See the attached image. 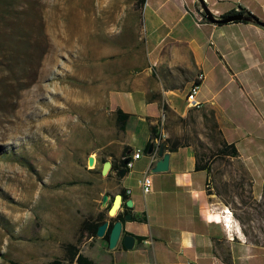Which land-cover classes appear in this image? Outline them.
Segmentation results:
<instances>
[{
    "label": "rangeland",
    "instance_id": "rangeland-1",
    "mask_svg": "<svg viewBox=\"0 0 264 264\" xmlns=\"http://www.w3.org/2000/svg\"><path fill=\"white\" fill-rule=\"evenodd\" d=\"M137 1L0 4V11L19 16L22 26L25 17L34 16L29 20L38 27L33 38L45 48L35 83L17 101L0 92V264L63 259L64 246L76 242L82 220L101 212L104 186L110 181V175L102 179L101 168L109 157L117 160L124 133L116 125L113 98L120 86L132 85L137 68L133 61L147 51ZM147 5L152 6V0ZM122 61L125 73L118 75ZM215 93L227 116L229 92ZM197 117L189 122L174 119L173 131L208 161V190L229 208L232 224L247 240L264 247V172L250 177L235 158L216 157L223 137L210 118L198 123ZM250 122L251 130L238 134L262 136L263 121L254 117ZM166 128L165 116L163 132ZM262 139L256 140L260 158ZM91 157L94 168L88 165Z\"/></svg>",
    "mask_w": 264,
    "mask_h": 264
},
{
    "label": "crops",
    "instance_id": "crops-1",
    "mask_svg": "<svg viewBox=\"0 0 264 264\" xmlns=\"http://www.w3.org/2000/svg\"><path fill=\"white\" fill-rule=\"evenodd\" d=\"M203 2L213 18L241 14L249 19L212 24L198 0H152V6L145 0L140 8L147 51L133 61L137 68L132 71V85L120 86L113 98L116 108L130 117L119 156L113 161L109 157L108 162L119 168V159L127 154L124 148L130 153L139 149L143 155L122 175L110 170L101 175L102 179L110 175L104 186L107 199L101 206L107 225L101 235L98 230L95 235L86 233L78 252L93 264H264V247L247 240L230 218L225 220L229 208L209 192L210 172L195 169V149L181 142L171 124L174 119L189 122L194 115L198 123L210 118L223 140L235 146V159L250 177L264 172V167L258 166L259 161L264 163V156L260 158L256 142L264 138V130L262 136L252 139L238 134L248 129L254 117L264 123V27L257 23L264 24V0ZM201 18L204 21L198 23ZM124 66L122 61L118 75L125 73ZM198 73L204 75L197 94L201 107L189 109L186 94ZM221 90L228 91L232 100L227 116L216 102L215 92ZM161 112L167 124L163 140L183 146L174 152L164 149L166 170L150 173L152 188L144 196L139 181L149 163L148 148L157 142L151 128L156 127ZM251 182L253 185L252 178ZM120 192L132 206L125 203V208L121 199L110 214ZM118 213L125 217L120 221L119 239L111 248L103 236L109 219ZM126 237L132 238L129 248L124 243Z\"/></svg>",
    "mask_w": 264,
    "mask_h": 264
},
{
    "label": "trees",
    "instance_id": "trees-1",
    "mask_svg": "<svg viewBox=\"0 0 264 264\" xmlns=\"http://www.w3.org/2000/svg\"><path fill=\"white\" fill-rule=\"evenodd\" d=\"M10 0H0V4L6 6ZM138 5L141 8L145 0H138ZM248 16L252 17L249 13H246ZM227 16H223L225 18ZM19 16L5 12L4 10L0 11V92L4 94H9L13 97L14 101H17L20 97V93L28 88H30L36 81L38 75V68L40 67L41 60L44 55L45 48H42L41 42L33 38V31L35 26L33 22L34 16H27L22 26L19 22ZM41 18L39 17V21ZM7 26L5 30L2 29V26ZM39 28L42 30V22H39ZM41 47V48H40ZM5 99V97H3ZM116 115V125L121 132L125 131V127L130 117L129 114L124 113L122 110L117 108L115 110ZM152 139L157 137V128H151ZM165 144L164 149L174 152L179 147L183 146V143L178 141L168 142L167 140H162ZM129 150L127 148L123 149V153L126 154ZM216 157H228L236 158L238 152L233 144H228L224 140L221 141L219 148L216 150ZM128 157L122 155L119 159V168L111 163V172L118 173L121 169H125L123 165L124 160ZM196 166L195 169L199 170H208L209 165L208 161H203L202 158L196 154ZM70 184H73L71 182ZM122 203L124 206L127 198L125 195L120 192ZM127 208V206L125 207ZM128 209V208H127ZM108 211V206L105 208L104 212ZM125 217V213L117 214L114 218L109 219L108 227L103 236V239H109L110 232L113 225L122 221ZM106 216L103 212L98 213L95 217H86L82 220L79 227V236L76 239L75 243H66L64 246L65 256L63 259H54L49 264H93L90 260L84 257L82 254H79L80 243L82 237L87 234H96V231L99 226L102 225Z\"/></svg>",
    "mask_w": 264,
    "mask_h": 264
},
{
    "label": "built area",
    "instance_id": "built-area-1",
    "mask_svg": "<svg viewBox=\"0 0 264 264\" xmlns=\"http://www.w3.org/2000/svg\"><path fill=\"white\" fill-rule=\"evenodd\" d=\"M203 21H204L203 18L197 20L198 23ZM203 79H204V75L202 73H198L197 76L195 77L194 82L192 83V86L190 87V89L186 94L185 101H186V106L189 109H199L201 107V104L197 100V94L199 91L200 83L203 81ZM164 119H165V115L163 112H161V115L155 124V126L157 127V137H156L157 142L156 144L155 142H153L152 152L150 154L146 153V155L149 158V163L142 175L141 180L139 181L141 192L144 196L150 193L152 188V180L150 177V173L152 172L151 170L154 167L153 164L156 163L155 161L158 158L157 157L158 147L161 143H163L162 140L164 136V132H163ZM126 155H128V157L125 159L127 163L123 165L125 166L126 170H131L133 168L134 163L142 157L143 152L137 149L131 153L128 151ZM129 193L130 191L127 190L126 195H128ZM225 216L227 217V218L225 217V220H228V218H231L232 214L229 212V210H226Z\"/></svg>",
    "mask_w": 264,
    "mask_h": 264
},
{
    "label": "water",
    "instance_id": "water-1",
    "mask_svg": "<svg viewBox=\"0 0 264 264\" xmlns=\"http://www.w3.org/2000/svg\"><path fill=\"white\" fill-rule=\"evenodd\" d=\"M198 2L201 4L202 6V9L204 11V14H205V17L206 19L211 22L212 24H227V23H230L232 21H240V20H247L249 19V17H244L243 15L241 14H235V15H232V16H227L225 18H221V19H216V18H213V16L208 12V10L206 9L205 5H204V2L203 0H198ZM258 24L262 25L264 27V24L261 23V22H257ZM153 150V143L150 144L149 148H148V151H147V154H150ZM164 143H161L158 147V151H157V157H158V160L156 161L154 167L152 168V172H160V171H164L166 170V155H164ZM127 161L125 160L123 162V164H126ZM111 168V164L110 162H104L103 165H102V168H101V175H106L107 172L110 170ZM126 172L125 169H121L120 170V174H124ZM107 199V196H104L103 197V202H105ZM121 195H117L115 196L114 198V201L112 202V207L111 209L109 210V213L110 214H113V210L115 209V207H118L119 206V203H120V200H121ZM126 205L128 207H131L132 206V203L131 201H127L126 202ZM117 209V208H116ZM127 218L129 219V216H127ZM106 222L103 223L101 226L98 227V234L101 235L102 231L104 230V228L106 227ZM120 231H121V223L120 221L116 222L113 227H112V230L110 232V235H109V239H108V243H109V246L111 248H113L118 239H119V236H120ZM124 243H125V246L127 248L130 247L131 243H132V238L130 237H126L125 240H124Z\"/></svg>",
    "mask_w": 264,
    "mask_h": 264
},
{
    "label": "bare ground",
    "instance_id": "bare-ground-1",
    "mask_svg": "<svg viewBox=\"0 0 264 264\" xmlns=\"http://www.w3.org/2000/svg\"><path fill=\"white\" fill-rule=\"evenodd\" d=\"M62 37V36H61ZM90 160H91V162H88V165H90V168H94V166H95V158L94 157H91V158H89ZM88 159V160H89ZM116 208L117 207H115V209L113 210V213L115 212V210H116ZM229 220V219H228ZM231 221V220H230ZM229 221V222H230Z\"/></svg>",
    "mask_w": 264,
    "mask_h": 264
}]
</instances>
